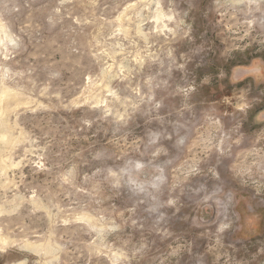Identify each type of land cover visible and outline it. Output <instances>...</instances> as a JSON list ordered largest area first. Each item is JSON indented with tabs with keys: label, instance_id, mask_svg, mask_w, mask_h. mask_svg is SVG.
Returning a JSON list of instances; mask_svg holds the SVG:
<instances>
[{
	"label": "rangeland",
	"instance_id": "obj_1",
	"mask_svg": "<svg viewBox=\"0 0 264 264\" xmlns=\"http://www.w3.org/2000/svg\"><path fill=\"white\" fill-rule=\"evenodd\" d=\"M0 30V264H264V0H0Z\"/></svg>",
	"mask_w": 264,
	"mask_h": 264
},
{
	"label": "bare ground",
	"instance_id": "obj_2",
	"mask_svg": "<svg viewBox=\"0 0 264 264\" xmlns=\"http://www.w3.org/2000/svg\"><path fill=\"white\" fill-rule=\"evenodd\" d=\"M0 31H2V30H0ZM6 32V31H5ZM4 85V84H3ZM107 88V87H106ZM105 88V89H106ZM2 94H4V95H9V91L7 90V89H4V92L2 93ZM1 94V95H2ZM12 95V94H11ZM16 95V94H15ZM13 97H15V96H13ZM97 97V96H96ZM95 97V98H96ZM4 98V97H3ZM2 100V99H1ZM1 100H0V116H2V114H3V111H2V108H1ZM7 101H8V99H7ZM11 102V101H10ZM9 104V103H8ZM5 121V120H4ZM2 122V121H1ZM5 123V122H4ZM1 124V123H0ZM4 125V124H3ZM1 126V125H0ZM1 127H3V126H1ZM1 127H0V129H1ZM6 127H8V126H6ZM6 127H4V128H6ZM10 130V129H9ZM8 130V131H9ZM2 131V130H1ZM8 131H6V132H8ZM3 132L5 133V131L3 130ZM1 134H3V133H1ZM11 135V134H10ZM0 146H11L12 144H14V141H12V139H11V137L9 136V134L8 135H3V136H1L0 137ZM8 147H0V172H1V174L3 175V176H5L6 175V171H7V169H8V164L6 163V161L4 160V157H3V155L1 154V153H4V152H2L3 151V148H7L8 149ZM6 149V150H7ZM5 151V150H4ZM10 158V157H9ZM9 158H8V160H9ZM7 160V159H6ZM12 165V164H11ZM8 176V175H7ZM6 177V176H5ZM1 179V178H0ZM4 179V178H3ZM2 180V179H1ZM6 181V180H5ZM10 181V180H9ZM12 183H14V182H12ZM1 185V184H0ZM8 185H10L9 183H8ZM7 185V186H8ZM2 186V185H1ZM3 188V187H2ZM5 188V187H4ZM3 210H2V208H0V212H2ZM83 218H86V217H83ZM91 219V218H90ZM90 222V221H89ZM18 242H15V240H10V239H8V238H1L0 239V248L2 249V251L3 250H6L7 248H10V247H13V246H15L16 244H17ZM19 247V246H18ZM22 248H24V250L26 249V248H29V249H33V250H36V251H38V252H42V251H44V252H46V253H49L50 251H52L51 250V247H49V246H44V245H33L32 243H29V242H26V243H24L22 246H21ZM20 249V248H19ZM30 252H31V250H30ZM43 252V253H44ZM37 253V252H36ZM14 264H16V263H14ZM18 264V263H17Z\"/></svg>",
	"mask_w": 264,
	"mask_h": 264
}]
</instances>
